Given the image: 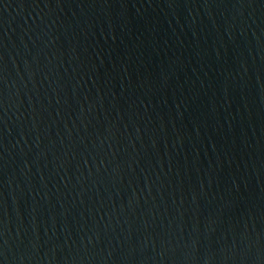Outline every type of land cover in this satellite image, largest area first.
<instances>
[{
  "label": "water",
  "instance_id": "95a60500",
  "mask_svg": "<svg viewBox=\"0 0 264 264\" xmlns=\"http://www.w3.org/2000/svg\"><path fill=\"white\" fill-rule=\"evenodd\" d=\"M0 264H264V0H0Z\"/></svg>",
  "mask_w": 264,
  "mask_h": 264
}]
</instances>
